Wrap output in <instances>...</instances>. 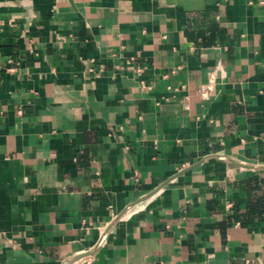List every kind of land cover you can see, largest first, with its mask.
<instances>
[{
  "label": "crops",
  "instance_id": "0c3cea01",
  "mask_svg": "<svg viewBox=\"0 0 264 264\" xmlns=\"http://www.w3.org/2000/svg\"><path fill=\"white\" fill-rule=\"evenodd\" d=\"M212 155L264 165V0H0V264L152 192L73 264H264V170Z\"/></svg>",
  "mask_w": 264,
  "mask_h": 264
},
{
  "label": "water",
  "instance_id": "95a60500",
  "mask_svg": "<svg viewBox=\"0 0 264 264\" xmlns=\"http://www.w3.org/2000/svg\"><path fill=\"white\" fill-rule=\"evenodd\" d=\"M209 158H222L224 160H227V161H230L234 164H236L237 166L243 168V169H247V170H256V171H261V170H264V165L263 166H254V165H249V164H245V163H242V162H238L237 160L231 158V157H228V156H223V155H212V156H208ZM174 178V177H173ZM171 178V179H173ZM170 179V180H171ZM169 180V181H170ZM162 186L159 187V189L161 188ZM155 192H152L150 194H148L147 196H144L143 198H140L138 200H136L135 202L129 204L122 213H120L114 220L113 222H111L106 230L103 232V235L101 236L100 240L97 242V244L89 251H85V252H82L66 261H64L62 264H73L75 263L76 261L78 260H81L83 258H86V257H90L92 255H94V253L96 252L97 248L99 247L100 243L103 241L105 235L110 231V229L113 227L114 223L119 220L121 218V216L127 211L129 210L130 208H132L133 206H136L137 204L147 200L150 196H152Z\"/></svg>",
  "mask_w": 264,
  "mask_h": 264
},
{
  "label": "built area",
  "instance_id": "2783aa9c",
  "mask_svg": "<svg viewBox=\"0 0 264 264\" xmlns=\"http://www.w3.org/2000/svg\"><path fill=\"white\" fill-rule=\"evenodd\" d=\"M213 83H214V78L213 76H210L207 84H205L200 90L201 96L207 97L208 93L213 89Z\"/></svg>",
  "mask_w": 264,
  "mask_h": 264
},
{
  "label": "bare ground",
  "instance_id": "6f19581e",
  "mask_svg": "<svg viewBox=\"0 0 264 264\" xmlns=\"http://www.w3.org/2000/svg\"><path fill=\"white\" fill-rule=\"evenodd\" d=\"M255 166V165H254Z\"/></svg>",
  "mask_w": 264,
  "mask_h": 264
}]
</instances>
